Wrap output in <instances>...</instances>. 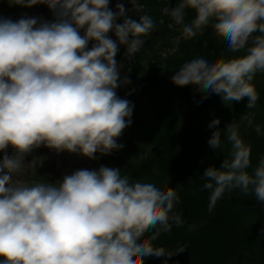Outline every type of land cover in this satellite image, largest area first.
Listing matches in <instances>:
<instances>
[{
    "label": "clouds",
    "instance_id": "9594fccd",
    "mask_svg": "<svg viewBox=\"0 0 264 264\" xmlns=\"http://www.w3.org/2000/svg\"><path fill=\"white\" fill-rule=\"evenodd\" d=\"M10 2L46 4L55 20L0 18V264H143L149 256L170 258L183 252L184 246L168 251L152 243L184 224L174 211L180 202L174 188L130 183L120 168L107 166L77 170L56 183H12L24 170L25 157L41 145L90 160L123 147L116 139L131 124L133 106L115 91L130 83L121 79L115 56L118 44L126 46V56L139 52L142 37L157 27L154 20L143 14L139 21L125 18L117 24L126 9L117 3L113 12L109 0ZM131 4L140 11L138 0ZM189 8L196 16L185 24ZM169 14L183 25L185 39L211 25L229 51L246 49L229 60L193 59L172 82L195 85L205 97L219 94L226 104L247 98L246 107L255 108L259 94L252 81L264 72V0H180ZM257 30L261 35L253 36ZM90 40L95 43L88 49ZM219 122L215 118L208 125L216 129L208 139L214 151L221 147ZM255 131L261 134L259 125ZM224 132L232 158L223 159L219 168L209 166L202 175V190H211L209 212L233 190L264 202V158L250 173V146L232 124ZM147 232L151 235L142 239Z\"/></svg>",
    "mask_w": 264,
    "mask_h": 264
},
{
    "label": "trees",
    "instance_id": "16d2710c",
    "mask_svg": "<svg viewBox=\"0 0 264 264\" xmlns=\"http://www.w3.org/2000/svg\"><path fill=\"white\" fill-rule=\"evenodd\" d=\"M179 2L180 0H138L139 12L131 3H126L125 16L133 19L136 13L147 14L156 26L158 21L165 25L168 17H165L161 9H165L166 4L174 8ZM195 16L193 9H185L184 23H191ZM182 27V24H177L171 32L178 35L175 51L151 62L146 57L140 70L143 84L138 93L145 97L153 92V98L148 100L152 108L156 102L159 103L156 94L162 96L163 93L171 102L180 99V103H195L191 107L194 109L188 114H198L205 109L215 93H209L205 97L202 91L197 90V86H177L171 77L185 63L196 58H204L210 63L227 60V41L217 36L211 25L195 37L185 39ZM155 31L157 27L145 37L144 45L147 50L154 49L152 35H155ZM166 39L155 42L159 45V50L167 46ZM137 56L133 55V61L138 60ZM152 64L156 65L155 69ZM127 72V78L133 80L134 75ZM168 111H155L156 118L153 116L147 128L148 137H151L149 144L139 155L137 167L130 169L125 175L129 177L130 183H153L163 190L174 188L180 199L175 204L174 211L181 214L184 224L182 227L174 225L171 232L162 233L152 243L168 251H175L178 246L186 248L170 258L146 257L143 264H164L165 259L167 264H264V202L259 201L255 195L245 196L239 190H233L231 193L225 192L209 212L211 190H202V185L206 182L202 175L209 166L219 168L222 161L218 155L214 156L216 150L205 147V141L199 142L185 131L179 135L173 132L177 113ZM226 158L230 159V155H226ZM261 158H264L262 143L255 149L251 148L250 173L258 166ZM150 235L151 232H147L142 239Z\"/></svg>",
    "mask_w": 264,
    "mask_h": 264
},
{
    "label": "rangeland",
    "instance_id": "374dc122",
    "mask_svg": "<svg viewBox=\"0 0 264 264\" xmlns=\"http://www.w3.org/2000/svg\"><path fill=\"white\" fill-rule=\"evenodd\" d=\"M117 3H121L125 7V4L131 3V0H109L108 7L113 12H116L118 11L116 8ZM169 10L170 7L168 4H166L165 9H161L165 17H168V21L165 25L160 24V21H158L157 31L154 32L155 35H152L154 49L147 50L146 45L143 43L141 50L136 53L138 55V60L136 62L133 61V56L129 57L125 55L126 46L118 44L119 51L115 56V60L121 65L119 70L121 79L127 78L125 75L127 71L134 75L131 81L127 78L130 83H123L115 90L119 98L128 100L133 106L132 115L129 117L131 124L123 129L122 134L116 139V142L122 144L123 147L119 150H113L109 155L96 153L95 155L98 159L90 160L87 157L70 153L67 150L57 153L55 150L41 145L25 157V168L20 173L13 176V184L32 186L36 183H56L61 181L64 176L71 175L77 170H98L101 166L120 168V174L124 176L130 169L137 167L139 155L144 152L148 146L149 138L151 139V137H148L147 128L149 124H151L153 116L156 118L157 114L155 111L158 109H160V111L169 110V113L176 112V122L173 132L179 135L185 131L199 142L202 140L203 142L205 141V147L208 149H211L208 144V139L211 137L212 132L216 130L215 128H209L208 125L213 119L219 118L220 122L216 128L221 131V147L216 149L214 156L218 155L221 161L227 159L226 155H230V159L232 158V145L228 142L224 132L229 124L236 127L240 138L246 145L250 146V148L255 149L261 143L264 147V72H257L252 81L253 86L259 94V99L255 108L251 109L246 107L247 98L238 102L232 101L226 104L221 96L215 93L212 100L207 102L205 109L198 114H188V112L194 109V107H191L195 105V103H180V99L176 102H171L167 99V96L162 93V96L156 94L159 103L156 102L155 106L152 108L149 106L148 100L151 97L153 98V92L149 94L150 96L145 97L138 93L143 84L142 78L140 77V70L146 62V57L150 58V62L156 60L157 57L160 59L175 51L178 45V35H173L171 33L174 31L177 23L170 16ZM141 15V13H136L134 18L132 17V20L139 21ZM22 17L38 18V22H54L55 20L52 10L49 9L46 4L37 3L27 6L10 2V0H0V18H9L15 22ZM124 17L128 18L127 16ZM124 17L118 16L115 22L117 24L123 23ZM80 33L83 35L84 30L81 29ZM252 35H261V33L257 30V32ZM108 36L113 40L116 39L112 31L108 33ZM166 36H168V39H166ZM142 39L145 40V37H142ZM163 39L168 40V44L159 50V45L155 42H159V40L162 41ZM94 43L95 41L90 40L88 49H91ZM251 43L252 40L249 39L248 44L250 45ZM145 54L147 56H144ZM244 54H246V49L235 53L228 50L227 60ZM151 66L153 69L156 67L155 64ZM167 101L169 103H166ZM249 118L252 120L251 126L248 123ZM256 125L260 126L261 134L256 133ZM6 151L8 154H11L13 149L9 146ZM3 155L4 151H0V160H2Z\"/></svg>",
    "mask_w": 264,
    "mask_h": 264
}]
</instances>
